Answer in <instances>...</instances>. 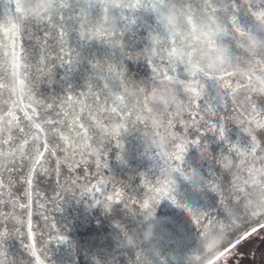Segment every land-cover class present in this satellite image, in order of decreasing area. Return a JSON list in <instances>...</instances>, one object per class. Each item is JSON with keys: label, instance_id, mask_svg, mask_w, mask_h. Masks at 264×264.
<instances>
[{"label": "water", "instance_id": "obj_1", "mask_svg": "<svg viewBox=\"0 0 264 264\" xmlns=\"http://www.w3.org/2000/svg\"><path fill=\"white\" fill-rule=\"evenodd\" d=\"M235 2L14 0V4L19 5L20 15L31 21L21 38L25 55L30 54V62L34 65L31 71L35 73L39 56L44 54L47 59L42 67L46 74L38 84L31 81V77L22 73L18 58L7 50H0V92L8 101L0 106V131L5 135H19L16 121L9 119L8 113L14 108L11 101L20 97L32 83L36 98L47 103L52 102V96L66 93L81 99L85 105L81 122L88 126L83 138H74L67 160L60 153L59 177L55 172L56 158L48 157L47 153L45 156L53 171L48 177L39 172L34 177L32 231L37 252L45 264H136L138 254L139 264H194L215 248V242L209 244V240L214 237L225 240L243 224L264 213V198L259 197L253 186L240 192L229 184L230 179L243 171L242 158L234 152L222 153L227 151L228 143L247 145L249 137L244 130L250 132L252 127L242 119L248 93L244 88L228 92L218 85L219 79L232 74L231 82L245 85L264 107V43H261L264 42V18L246 16L241 9L237 15L244 27L241 32L234 31L231 18L236 12ZM250 2L257 11L264 10V0ZM62 4L66 6L61 7ZM132 4H138L135 12L130 8ZM6 11L5 0H0V22L7 21ZM49 17L53 18L50 24ZM130 18L136 23L131 24ZM61 26L66 33L64 46L73 60L70 65H61L56 59L57 54L64 55L60 53ZM149 57L162 66L174 63L176 78L153 77L146 62ZM64 58L67 60L68 56ZM53 63L55 66L47 73ZM109 65L117 70L122 67L125 75L121 77L110 71ZM193 72L197 73L196 77L192 76ZM190 80L203 84L206 96L211 97L214 104L223 107L227 103L226 114L235 119L226 121L225 141L217 140L218 132L208 131L212 123L218 122V116H205V123L200 121L203 112L196 117L190 115L196 110V104L201 109L205 107L203 98L191 109L185 107L188 94L180 81ZM89 88L92 93H99L101 99L119 94L127 108L138 110L139 121L134 115L123 118L97 113L93 95L79 97L80 92L88 93ZM218 111L223 113V110ZM38 112L41 117L49 115L43 106L38 107ZM176 112L182 114L170 115ZM17 115L22 126L27 128L23 112L18 110ZM193 119L198 123L194 125ZM116 133L123 149L116 146ZM256 133L264 146V130L257 129ZM174 134L189 141L200 139V147L189 143L183 175L172 172L162 177L161 166H167L159 157L175 150L174 144L179 141H174ZM51 142L57 143L59 138ZM206 144L210 152L202 153ZM120 156L122 159L118 158ZM151 156L156 159H150ZM98 157H101L99 170L96 167ZM73 158L77 163L70 169L68 165ZM226 160L229 164L224 170L220 164ZM105 162L108 168L103 167ZM169 163L175 166L178 162ZM255 167L264 165L257 161ZM27 171L25 164L14 178L21 180ZM161 178L174 181L172 195L179 206L165 197L150 210L140 208V203L147 198L148 187H158L156 181ZM3 179L7 181V174ZM101 179L105 182L103 185L99 183ZM212 183H216L223 195V204H219L218 193L211 189ZM92 185H97L100 191ZM26 187L22 182L16 183L10 190L11 196L7 188L0 194V200L4 201L0 211L15 212L21 221L0 220V232L5 223L12 230L0 244V264H35L25 247L31 243L28 210L12 206V201L17 199L27 203ZM114 189H122L126 197L131 196L136 202L129 200L125 208L115 198L108 200L107 196L113 195ZM57 193L60 198L53 203ZM41 203L44 208L39 207ZM186 208L196 215L207 213L220 220L223 226L214 224L199 232ZM44 217H48L47 221ZM50 236L52 239L44 248L41 241L46 242ZM58 236L66 239L60 240Z\"/></svg>", "mask_w": 264, "mask_h": 264}, {"label": "snow or ice", "instance_id": "obj_2", "mask_svg": "<svg viewBox=\"0 0 264 264\" xmlns=\"http://www.w3.org/2000/svg\"><path fill=\"white\" fill-rule=\"evenodd\" d=\"M7 4V11L5 15L7 16L6 22H0V50H7L11 52V54L18 58L20 63V67L22 69V73H26L29 77H31V81L35 80L37 84L39 83L41 77L46 74L45 68L42 67L47 56L44 54H40L39 60L35 65V73L31 70L34 65L30 62V54L25 55L26 50L24 49L21 38L24 35L25 26L31 23L30 20L23 17L19 13V5L14 4V0H5ZM66 5L62 4L61 7H65ZM138 4L130 5V8L133 12H135ZM234 7L236 12L233 14L231 18V26L234 31L241 32L243 29V25L240 23L238 12L243 9L244 14L250 17L264 18V10L257 11L250 0H236ZM61 20L63 19V15L59 17ZM52 17H49L48 23L52 22ZM129 22L131 24H135L136 20L134 18H130ZM47 35V33H45ZM66 35L63 27L61 26L60 37H61V48L60 53L64 55L57 54L56 59L60 61L61 65L64 64H72L73 60L68 52V49L65 48L66 41L64 40V36ZM82 35V33H81ZM67 55L68 59L65 60L64 56ZM131 59V55L128 56ZM148 65L152 69L153 77L162 76L166 77L170 80L175 79L177 74V67L174 63L169 62L167 66H162L160 64H156L153 62L152 58L149 57L146 61ZM55 66V64H51L50 67L47 68V73ZM109 70L116 72L117 75L123 77L125 75L124 69L121 67L119 70L113 65H109ZM251 75V74H249ZM193 77L197 76L196 72L192 73ZM233 79L232 74H226L225 77H222L218 81V85L226 89L228 92H232L239 88H244L248 93L246 99L248 101L247 109L243 110L244 115L242 119H246L247 122L252 127V131H248L245 129V133L249 137V142L247 145H241L239 142L228 143L227 151L222 153H235L238 157L242 158V162L244 163V169L242 172L238 173L234 178L230 179L229 184L233 186L237 191L243 192L248 189L249 185L253 186L254 190L257 191L259 197L264 198V167L256 168L255 163L257 161L260 162L261 165H264V146H262L261 141L258 139L256 130H264V107H262L259 103V100L254 98V94H252L251 90L248 89L245 85L240 84L239 82H235L233 84L231 81ZM48 82L51 83L52 79L49 77ZM183 84L185 92L188 94V100L185 107L187 109H191L196 101L203 98L205 107L203 109L200 108L199 104H196V110L190 113L191 116L196 117L199 112H203L204 115H200V121H205V116H218V122L212 123L208 128V131H211L213 134L218 132L217 140L225 141L226 139V128L225 124L228 119L234 120V117L228 116L227 113V103L225 102L223 107H220L213 103L211 97L206 96L205 86L203 84L194 82V81H180ZM35 85L33 83L31 86L27 87L20 97H17L16 100L11 101L14 105V108L9 111L8 117L11 120L16 121V131L19 135L15 133L3 134L0 131V194H2V190L5 188L9 189L8 195L11 196L12 192L10 191L12 186L16 183H24L27 187L24 189V195L27 198V203H20L19 200L12 201L13 209L17 206L20 209H27V217H28V237L31 241L30 244L25 245L28 248L29 254L31 257L35 259V264H45V261L41 259L40 254L37 252V241L35 238V234L32 231V204H33V182L34 177L37 172L48 177L53 171L52 168L49 167V160L46 158L45 153L48 154V157L56 158V168L55 172L57 177L60 174V165L61 158L60 153H63V158L67 160L70 156V148L72 143L74 142L75 137L83 138L86 135L87 127L85 123L81 122L82 116L81 114L84 112L85 105L82 103L81 99H77L71 93H66L64 96H52V102L47 103L43 99L36 98V92L34 91ZM86 95H93L96 102V111L97 113H106L116 117L130 118L133 115L136 120L139 121L140 117L138 115V110H133L127 108V106L123 102V97L119 94H113L110 98H103L99 93H92L91 88H89L88 93L80 92L79 97H84ZM0 101L2 104L0 106L8 103L4 99V95L0 92ZM27 101V103H25ZM110 102V103H109ZM43 106L44 110L49 113L46 117H41L38 112V107ZM23 112V120L27 121V128L22 126L21 118L17 115V111ZM218 110H223L221 113ZM235 110V108H234ZM181 112L170 113L172 116H180ZM183 123V122H182ZM192 123L195 125L198 123L195 119H193ZM206 123V121H205ZM170 127H173V124L170 122ZM185 132L188 130V125L185 124ZM201 135H204L201 133ZM115 139L117 141V148L123 149L124 145L120 142L119 134H114ZM59 138V142L52 143L51 141L55 138ZM90 139V137H89ZM174 141H179L174 144L175 150L172 153L168 154H160V159L164 160V164L167 167L161 166V176L165 173L179 172L183 175L186 157L185 153L188 149L189 143L195 144L198 148L200 147V139H193L189 141L186 137L177 136L174 134ZM202 153H209V144H206L203 149H201ZM107 155V154H105ZM122 159V156L118 157ZM81 161L84 159L81 157ZM150 159H156L155 156H151ZM176 161L178 163L173 166V164L169 163V161ZM86 163V161H84ZM77 163L76 159L73 158L72 164L68 165L70 169ZM25 164L28 165V171L26 176H24L21 180H17L14 178V174L19 169L23 170ZM96 167L97 170L101 167V157L96 159ZM104 168H108L109 165L107 162L103 164ZM246 173V175H245ZM7 174V181L3 179L4 175ZM214 174V172L212 173ZM141 176L144 174L141 173ZM187 179V177H184ZM218 175L216 176V180H218ZM75 184V181H72ZM101 185L105 182L103 179L99 181ZM156 183L159 185L158 187H148L147 182H144V186L148 187V191L145 194L147 196L146 199H143L142 203H140V208L150 210L154 205L159 202L161 199L167 197L171 200L174 205H178L177 199L172 193L175 191V183L170 178L169 179H158ZM211 189L214 192L218 193L219 204L224 203L223 195L219 193V189L215 184H210ZM93 189L96 191H100L97 185H92ZM90 191L91 189H86ZM37 197L40 196V193H36ZM83 195V193H82ZM59 193L56 194V197L53 199V203L57 199H59ZM115 198L117 203H123L125 208L128 206V201L132 200V203H135L136 200L131 196H127L122 189H114L113 195L107 196L108 200H113ZM264 202V199H262ZM4 203L3 200H0V204ZM99 203V201H97ZM40 208H44L45 205L43 203L39 204ZM185 211L192 218L193 223L196 224L199 232L206 231L208 227L217 224L220 226L222 222L218 219H214L208 216L207 213H201L200 215H196L193 213L192 209L186 208ZM11 218L15 220L17 223H20L19 217L12 213H5L0 211V220H4L5 222ZM47 221L48 217H44ZM55 227V225H53ZM16 234L19 235V229H14ZM11 231L6 223L2 232H0V244L4 243L5 238L11 235ZM257 231V228L253 226L250 230H246L240 235L234 238V243L232 246L238 245L243 239L247 238L248 235ZM60 240L66 239L63 236L56 237ZM50 238L45 242L41 241V244L44 248L47 247V243L51 240ZM227 249H225L226 251ZM223 253V251H221ZM136 264H139V254Z\"/></svg>", "mask_w": 264, "mask_h": 264}, {"label": "flooded vegetation", "instance_id": "obj_3", "mask_svg": "<svg viewBox=\"0 0 264 264\" xmlns=\"http://www.w3.org/2000/svg\"><path fill=\"white\" fill-rule=\"evenodd\" d=\"M254 221L253 225L249 223L252 226L247 224L249 227L246 225L235 230L231 236L223 240L224 243L220 247L212 249L198 264H264V216ZM253 226L257 231L248 235L238 245L232 246L236 236Z\"/></svg>", "mask_w": 264, "mask_h": 264}, {"label": "clouds", "instance_id": "obj_4", "mask_svg": "<svg viewBox=\"0 0 264 264\" xmlns=\"http://www.w3.org/2000/svg\"><path fill=\"white\" fill-rule=\"evenodd\" d=\"M261 43H264V42H261ZM221 52L223 51V50H220ZM225 57H226V53H225ZM211 66V65H210ZM229 164V161H223L221 164H220V166L221 167H223L224 168V170H227V165ZM215 242V247H220L223 243H224V241L223 240H220V239H218V238H212L211 240H209V244H213ZM211 250V249H210Z\"/></svg>", "mask_w": 264, "mask_h": 264}, {"label": "rangeland", "instance_id": "obj_5", "mask_svg": "<svg viewBox=\"0 0 264 264\" xmlns=\"http://www.w3.org/2000/svg\"><path fill=\"white\" fill-rule=\"evenodd\" d=\"M263 216H264V215H263ZM263 216H260V218H262ZM254 222H255V221H254ZM254 222H253V223H254ZM253 223H251V224L253 225ZM256 223H257V222H256ZM246 225H247V224H245L244 226H246ZM252 225L249 224V226H252ZM247 226H248V225H247ZM249 226H248V227H249Z\"/></svg>", "mask_w": 264, "mask_h": 264}]
</instances>
